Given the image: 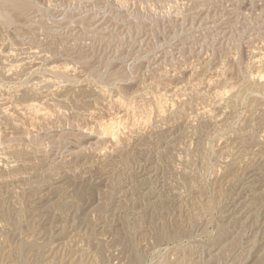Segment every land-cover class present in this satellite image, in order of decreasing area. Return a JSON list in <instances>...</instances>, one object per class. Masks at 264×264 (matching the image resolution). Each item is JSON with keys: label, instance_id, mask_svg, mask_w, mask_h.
I'll return each instance as SVG.
<instances>
[{"label": "rangeland", "instance_id": "obj_1", "mask_svg": "<svg viewBox=\"0 0 264 264\" xmlns=\"http://www.w3.org/2000/svg\"><path fill=\"white\" fill-rule=\"evenodd\" d=\"M0 264H264V0H0Z\"/></svg>", "mask_w": 264, "mask_h": 264}, {"label": "bare ground", "instance_id": "obj_2", "mask_svg": "<svg viewBox=\"0 0 264 264\" xmlns=\"http://www.w3.org/2000/svg\"><path fill=\"white\" fill-rule=\"evenodd\" d=\"M20 2V1H19Z\"/></svg>", "mask_w": 264, "mask_h": 264}]
</instances>
